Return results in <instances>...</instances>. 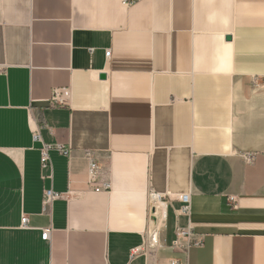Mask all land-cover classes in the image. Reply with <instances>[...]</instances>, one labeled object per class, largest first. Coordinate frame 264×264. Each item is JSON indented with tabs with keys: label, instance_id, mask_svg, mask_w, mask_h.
Segmentation results:
<instances>
[{
	"label": "crops",
	"instance_id": "1",
	"mask_svg": "<svg viewBox=\"0 0 264 264\" xmlns=\"http://www.w3.org/2000/svg\"><path fill=\"white\" fill-rule=\"evenodd\" d=\"M151 191L162 247L131 259ZM0 264H264V0H0Z\"/></svg>",
	"mask_w": 264,
	"mask_h": 264
},
{
	"label": "built area",
	"instance_id": "2",
	"mask_svg": "<svg viewBox=\"0 0 264 264\" xmlns=\"http://www.w3.org/2000/svg\"><path fill=\"white\" fill-rule=\"evenodd\" d=\"M142 0H123V5L127 8H130L131 6L137 4ZM111 56V52H106V57L109 59ZM50 103L53 106H60L64 107L68 105V100L65 98L63 89L57 88L54 89L52 92ZM33 137L35 142H40L42 144L41 148V169L42 172L45 171H52V160H51V152L56 150L60 152L63 156L69 157L71 154L70 147H66L64 145H53V144H47L43 141L40 133V127L35 124L33 126ZM101 175V167L99 164V161L93 157L90 156L89 158V170H88V176H87V184L91 186V188L94 189L96 193L101 192H110L112 187L110 183H104L101 187L94 188L93 186L95 184L99 183ZM44 179H53V175L51 174L49 177L44 176ZM62 196L58 193H56L52 188L45 189L43 192V201H42V208L43 212L45 214H52L54 203L60 199ZM159 200L162 204L166 206V214H165V220L167 218V201L165 198L154 191H151L148 194V208H147V220H146V228L143 233L144 240L143 244L140 247L134 248L131 251V259H135L138 257H141L143 255L153 254L154 252L158 251L162 247L161 242V234L164 230V225L162 226L160 222L158 221V218H156V207L154 200ZM178 200L182 202L184 205L181 208V210L178 212L179 216L186 215L190 216L191 214V196L188 194H183L181 196H178ZM23 229H29V218L27 216H23L22 218V226ZM51 229H44L42 234L43 241H49L51 238ZM191 236V230L190 229H177V239L174 241L173 245L178 247L180 245L181 239L189 238ZM201 241L195 242L196 245H201Z\"/></svg>",
	"mask_w": 264,
	"mask_h": 264
},
{
	"label": "bare ground",
	"instance_id": "3",
	"mask_svg": "<svg viewBox=\"0 0 264 264\" xmlns=\"http://www.w3.org/2000/svg\"><path fill=\"white\" fill-rule=\"evenodd\" d=\"M155 206L157 205V218L159 219V222L162 221V215H163V206L161 205V202L157 199L154 200Z\"/></svg>",
	"mask_w": 264,
	"mask_h": 264
},
{
	"label": "water",
	"instance_id": "4",
	"mask_svg": "<svg viewBox=\"0 0 264 264\" xmlns=\"http://www.w3.org/2000/svg\"><path fill=\"white\" fill-rule=\"evenodd\" d=\"M227 39H228V40H231V37H228ZM100 78H101L102 80H105V79H106V76H105L104 74H102V75L100 76Z\"/></svg>",
	"mask_w": 264,
	"mask_h": 264
}]
</instances>
